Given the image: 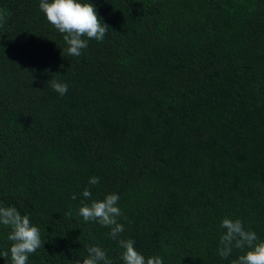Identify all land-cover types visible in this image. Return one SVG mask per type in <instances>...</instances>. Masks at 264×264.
Returning a JSON list of instances; mask_svg holds the SVG:
<instances>
[{
  "label": "trees",
  "instance_id": "trees-1",
  "mask_svg": "<svg viewBox=\"0 0 264 264\" xmlns=\"http://www.w3.org/2000/svg\"><path fill=\"white\" fill-rule=\"evenodd\" d=\"M88 2L108 29L71 56L40 0H0V205L40 229L28 264L90 245L123 264L110 229L78 214L86 188L119 196L120 238L145 257L231 264L223 218L264 239V0Z\"/></svg>",
  "mask_w": 264,
  "mask_h": 264
},
{
  "label": "clouds",
  "instance_id": "clouds-1",
  "mask_svg": "<svg viewBox=\"0 0 264 264\" xmlns=\"http://www.w3.org/2000/svg\"><path fill=\"white\" fill-rule=\"evenodd\" d=\"M39 8L47 21L63 35L67 44L66 52L71 56H80L81 50L87 47L89 40L103 41L108 26L102 23L97 14L96 7L88 0H40ZM6 13L0 10V27L5 22ZM52 88L61 96L67 93L68 85L56 80H50ZM99 177L89 179L90 185L99 183ZM82 196L90 203L81 201L78 214L85 222H97L110 229L108 235L117 240L118 246L123 250L121 260L123 264H163L160 256L142 255L131 238L122 239L124 225L119 223L117 217L123 215L118 206L119 196L108 193L103 199H92L89 189H84ZM72 199H76L73 194ZM71 216V212L66 213ZM0 225L7 228L8 249L0 252V257L10 260V264H28L29 256L43 245L40 229L35 226L28 214H21L15 206L0 205ZM220 228L225 231L220 236L219 256L228 258L233 249L242 253L231 264H264V239L246 229L240 219L223 218ZM87 255L82 260H75L73 264H112L104 249L90 245L86 249Z\"/></svg>",
  "mask_w": 264,
  "mask_h": 264
}]
</instances>
